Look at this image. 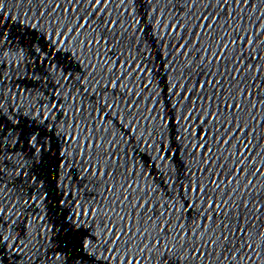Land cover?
Instances as JSON below:
<instances>
[{
  "label": "snow or ice",
  "instance_id": "6c2138e0",
  "mask_svg": "<svg viewBox=\"0 0 264 264\" xmlns=\"http://www.w3.org/2000/svg\"><path fill=\"white\" fill-rule=\"evenodd\" d=\"M0 264H264V0H0Z\"/></svg>",
  "mask_w": 264,
  "mask_h": 264
},
{
  "label": "water",
  "instance_id": "95a60500",
  "mask_svg": "<svg viewBox=\"0 0 264 264\" xmlns=\"http://www.w3.org/2000/svg\"><path fill=\"white\" fill-rule=\"evenodd\" d=\"M44 211H47V210L45 209ZM40 214L44 215V212L42 211ZM57 215H59V213ZM45 218L48 219L47 216ZM52 220H55V217H52ZM37 223H39V221H37ZM48 227L50 229L54 228V231L50 233V247L56 248L59 245L60 239L63 238L65 233L64 231H61V223L53 224L51 221H49Z\"/></svg>",
  "mask_w": 264,
  "mask_h": 264
}]
</instances>
